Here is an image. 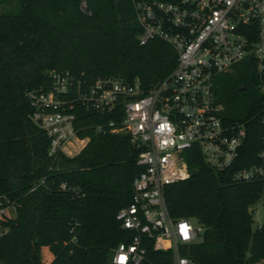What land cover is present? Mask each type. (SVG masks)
<instances>
[{
	"label": "trees",
	"instance_id": "trees-1",
	"mask_svg": "<svg viewBox=\"0 0 264 264\" xmlns=\"http://www.w3.org/2000/svg\"><path fill=\"white\" fill-rule=\"evenodd\" d=\"M140 33L130 0H0V196L17 202L14 217L3 221L9 231L0 237V264H44L46 248L50 264H111L114 249L133 240L117 221L142 172L129 136L96 131L112 116L79 106L78 127L91 141L78 157L53 160L27 94L49 89L52 71L89 84L120 77L150 87L166 79L176 53L157 40L142 46ZM217 92L227 119L247 124L239 167L253 165L264 149V96L254 67L243 62L221 75ZM188 154L191 177L168 188V208L204 233L180 245L181 255L197 264H264V222L254 230L252 210L264 199V181L235 183L198 148ZM144 247L149 262L172 264V251L157 252L150 240Z\"/></svg>",
	"mask_w": 264,
	"mask_h": 264
},
{
	"label": "built area",
	"instance_id": "built-area-1",
	"mask_svg": "<svg viewBox=\"0 0 264 264\" xmlns=\"http://www.w3.org/2000/svg\"><path fill=\"white\" fill-rule=\"evenodd\" d=\"M141 28L139 43L161 41L177 55L169 77L146 87L139 79L101 77L89 84L52 71V85L27 94L30 119L46 132L51 159L78 157L91 138L81 134L77 107L112 116L98 132L128 135L142 169L130 205L117 215L131 242L114 249L111 264L149 262L146 240L157 252H173L172 264H197L180 245L198 243L204 229L171 217L166 193L191 177L188 153L198 148L208 166L232 172L235 183L264 181V149L256 163L239 167L248 138L246 123L231 122L217 92L219 77L249 62L264 96V0H130ZM264 125V110L260 115ZM44 181H42L43 183ZM33 188L31 192L35 191ZM61 189H74L63 183ZM17 202L0 196V237L8 233Z\"/></svg>",
	"mask_w": 264,
	"mask_h": 264
},
{
	"label": "rangeland",
	"instance_id": "rangeland-1",
	"mask_svg": "<svg viewBox=\"0 0 264 264\" xmlns=\"http://www.w3.org/2000/svg\"><path fill=\"white\" fill-rule=\"evenodd\" d=\"M253 215H254V225L253 229L255 230L258 226L263 224L264 222V199H262L259 203H257L253 207ZM53 255L50 253L49 249H43L42 259L44 264H50L53 261Z\"/></svg>",
	"mask_w": 264,
	"mask_h": 264
},
{
	"label": "water",
	"instance_id": "water-1",
	"mask_svg": "<svg viewBox=\"0 0 264 264\" xmlns=\"http://www.w3.org/2000/svg\"><path fill=\"white\" fill-rule=\"evenodd\" d=\"M246 90H247V88L241 89V91H246Z\"/></svg>",
	"mask_w": 264,
	"mask_h": 264
},
{
	"label": "flooded vegetation",
	"instance_id": "flooded-vegetation-1",
	"mask_svg": "<svg viewBox=\"0 0 264 264\" xmlns=\"http://www.w3.org/2000/svg\"><path fill=\"white\" fill-rule=\"evenodd\" d=\"M246 91H247V90H246ZM246 91H245V92H246Z\"/></svg>",
	"mask_w": 264,
	"mask_h": 264
}]
</instances>
